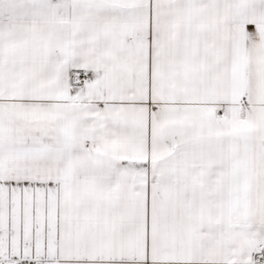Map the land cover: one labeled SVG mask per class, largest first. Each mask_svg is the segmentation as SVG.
I'll use <instances>...</instances> for the list:
<instances>
[{
  "label": "snow or ice",
  "instance_id": "6c2138e0",
  "mask_svg": "<svg viewBox=\"0 0 264 264\" xmlns=\"http://www.w3.org/2000/svg\"><path fill=\"white\" fill-rule=\"evenodd\" d=\"M0 264H264V0H0Z\"/></svg>",
  "mask_w": 264,
  "mask_h": 264
}]
</instances>
